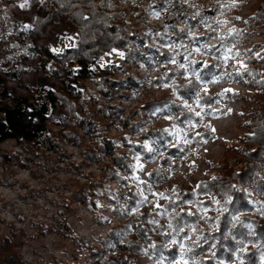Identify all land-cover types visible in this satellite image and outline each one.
I'll return each instance as SVG.
<instances>
[{"label":"rangeland","instance_id":"1","mask_svg":"<svg viewBox=\"0 0 264 264\" xmlns=\"http://www.w3.org/2000/svg\"><path fill=\"white\" fill-rule=\"evenodd\" d=\"M107 1L110 11L120 15L126 48L109 49L93 66L112 65L114 72L83 82L81 116L96 121L101 130L94 133L93 124L91 131L78 127L76 139L62 143V153L48 150L47 158L33 160L26 159L14 140L0 142V235L10 224L23 229L25 237L17 250L27 264H155V248L160 252L157 264H229L224 254L206 247L205 234L215 224L203 217L218 211L212 203L199 201L209 198L216 203L217 197L199 192L198 186L218 176L221 167L225 172L232 169L237 156L227 148L247 130L241 122L261 118V112L254 115L261 108L259 89L244 70L251 59L264 76V22L253 19L263 0H220L214 5L211 0ZM200 5L205 7L198 16L189 15ZM33 21L32 5L0 0V104L12 95L34 98L41 84L62 86L66 65L51 55L77 45L79 25L62 19L47 24L34 40L27 34ZM225 26L228 34L222 31ZM217 30L221 42L209 47ZM187 80L197 81V86L181 94L177 87ZM197 93L202 99L194 112L189 111L182 101L191 104ZM153 102L156 105L145 110ZM238 105V110L252 115L225 116ZM181 114V121L162 118ZM166 124L176 125L170 136H150L145 144L142 127L151 125L155 132ZM49 128L59 129L53 123ZM99 134L113 140L128 164L120 169V179L94 189L88 187L90 179H101L102 165H115L109 154L102 160L93 154L86 157ZM169 140L178 150L167 151L163 167L156 170L154 158ZM150 171L152 175H146ZM259 174L264 175L263 164ZM253 181L246 187L248 201L262 209L264 195L254 189ZM78 187L89 190L84 201L68 197L69 190ZM186 191L193 200H178ZM181 211L194 219L178 227L175 218ZM129 237L141 248L129 250ZM234 254L239 263L240 256Z\"/></svg>","mask_w":264,"mask_h":264},{"label":"trees","instance_id":"2","mask_svg":"<svg viewBox=\"0 0 264 264\" xmlns=\"http://www.w3.org/2000/svg\"><path fill=\"white\" fill-rule=\"evenodd\" d=\"M22 4H30L33 7L34 21L27 31L31 39L36 40L41 36L47 24L65 19V22L72 25H79L80 35L77 45L66 49L62 53H52V58L58 62L65 63L63 76L60 77L61 87L55 85L41 84L38 93L34 98L21 95L8 97V103L0 104V142L12 139L25 152L27 160L36 158H47L44 152L48 150L63 152L61 147L67 141L76 139V128L91 131H99V127L92 120H85L81 116V109L85 106L84 80L91 78L101 80L105 75L114 72L112 65L102 68H94L98 58L113 47L125 49V39L119 32V13H112L107 5V0H15ZM63 5L64 7H60ZM76 11L87 12L90 19L73 16ZM255 22H264V0L254 14ZM253 60L247 59L244 74L249 76L257 91L258 104L264 108V76H261L259 69L254 65ZM57 73V71H56ZM197 81L177 87L181 94H187L195 89ZM211 98V97H208ZM254 99V97H253ZM175 106H178L173 102ZM156 103L153 102V107ZM152 107V108H153ZM261 112L259 121H264V110ZM189 115L191 113L189 112ZM254 122L257 120L251 117ZM55 124L59 129L53 131L49 124ZM247 130H250L246 128ZM101 130V129H100ZM246 130V131H247ZM99 133V132H98ZM95 148L87 151V156L94 155L102 160L104 154H109L115 165L103 164L101 179H90L88 187L97 189L104 186L105 182L120 179V169L128 164L126 155L118 153L113 140L105 134L100 135ZM244 143V141H241ZM63 143V144H62ZM251 143L245 144L244 149L237 151V145L228 146L227 150L237 156L236 163L239 167L234 169L235 164L230 163L232 168L225 172L224 167L216 177H209L198 186L202 193L212 192L217 197L213 203L209 198L200 200L204 205L216 206L218 214L210 213L203 217L215 228L211 233L206 232L205 244L214 249L215 254H224L229 264H264V199L260 198L262 209L253 207L248 201L246 187L253 179V186L256 191L264 195V181L257 176L261 164L264 165V149L256 157L245 155V152L252 147ZM218 165V164H217ZM216 166V165H215ZM218 167V166H216ZM246 171L248 175L243 180L236 175L237 172ZM254 177V178H253ZM235 185L236 187H233ZM69 198L72 200L84 201L89 190L85 187H78L69 190ZM192 199L193 194L186 191L184 196L178 200ZM196 200V199H195ZM173 205V204H171ZM179 214L175 218L176 226L180 223L193 220L192 214ZM180 213V212H179ZM144 221L146 215H142ZM249 227L250 230L247 228ZM24 231L14 225H7L6 233L0 235V264H27L18 252L19 246L24 240ZM117 239V235L114 234ZM128 249L141 248V243L133 237L128 238ZM199 251V250H198ZM240 256L241 261H235V253ZM151 255L155 264L159 260V250L155 248ZM124 259H122L123 262ZM211 262V261H210ZM212 263V262H211Z\"/></svg>","mask_w":264,"mask_h":264},{"label":"clouds","instance_id":"3","mask_svg":"<svg viewBox=\"0 0 264 264\" xmlns=\"http://www.w3.org/2000/svg\"><path fill=\"white\" fill-rule=\"evenodd\" d=\"M44 0H41V3H43ZM133 3H135V0H132ZM220 2V0H211V3L214 5V4H218ZM60 7H64L63 5H60ZM190 7H195V5H190ZM204 5H200L199 8H197V10L195 12H191L189 13V15H191L193 18H195L196 16L199 15V12L201 10L204 9ZM210 11L212 9H209ZM73 16H76V17H83L84 20H88L90 19V16L87 12H83V11H76L73 13ZM236 19H243L242 17H238ZM161 23H163V21L161 20L160 21ZM231 29L233 31L236 30V26L233 24L231 25ZM208 31V28H205V32ZM221 30H217L218 34L216 36H213L212 37V44L209 45V47H215L217 43H220L221 42V37L219 35V32ZM224 31L225 34H228V26H225V28L222 30ZM245 31H247V29H245ZM201 35H204V33H201ZM257 43H259V41H257ZM223 46V45H222ZM233 47H236L235 45H233ZM243 48V45L241 44L240 45V48H238L237 50H241ZM181 68L184 67L183 64L180 65ZM187 83L191 84L192 83V80H187ZM250 91V90H249ZM200 99H202V96H200L199 93H197V98L195 100L192 101L191 104H188L187 101H182V104L183 106H186L189 111H195V107L199 105V101ZM248 99L250 100L251 99V96L248 97ZM153 106L151 104H148V105H145L144 108L145 110H150ZM239 105L237 106L236 109H228L224 114L225 116H231L233 114V112H235L236 115L238 116H244V115H249L251 116L252 113L251 111H249L248 113H245L244 111L242 110H238L239 109ZM165 121H168V120H171V119H175L177 121H181L182 120V114L180 116H176V117H169L167 115H164L162 117ZM241 126L242 127H246L250 130H247V131H244L236 140H235V143L237 145V151L239 150H242L244 149L245 147V144H248V143H251L253 146L250 147L247 152H245V155H249V156H252V157H256V156H259L261 154V150L264 149V121H259L257 120L256 122L253 121V119H245L241 122ZM176 127L175 124H171V125H165L163 128H158L155 130V132H153L151 129H152V126L151 125H148V126H145V127H142L140 129V133L141 134H146L145 135V138H144V142L145 144H147V137H150V136H154V135H158V136H164L165 134H168L169 136L171 135V129H174ZM219 139H226L224 137H218ZM241 141H244V143H240ZM214 142V141H213ZM204 143L206 144L207 143V140L204 141ZM162 149L160 152H159V156L158 158H154L155 159V169L158 170L160 169L161 167H163V161L165 159V155H166V152L171 150V151H176L178 150V145L177 143L175 142H172L171 140H169L166 144H162ZM180 151H183V149H179ZM205 152L208 151L207 148L204 149ZM210 163V162H209ZM141 167H144L143 165H141ZM183 175V173H181ZM146 175L148 176H151L152 173L151 171L146 173ZM236 175H238L241 180L244 179V177L246 175H248V173L246 171H240V172H237ZM257 176L259 177V179L261 181H264V175H261L259 173H257ZM169 179L172 178V175L170 174ZM233 187H236L235 185H233ZM97 204H99V201H97ZM137 213H139V209H137Z\"/></svg>","mask_w":264,"mask_h":264}]
</instances>
